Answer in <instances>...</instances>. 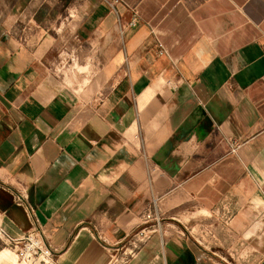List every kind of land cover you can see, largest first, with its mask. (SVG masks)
Returning a JSON list of instances; mask_svg holds the SVG:
<instances>
[{
    "label": "crops",
    "instance_id": "1",
    "mask_svg": "<svg viewBox=\"0 0 264 264\" xmlns=\"http://www.w3.org/2000/svg\"><path fill=\"white\" fill-rule=\"evenodd\" d=\"M29 1L0 0V167L23 194L0 197V228L39 230L60 264H113L159 199L264 264V0H78L60 38L92 61L79 89L48 73L54 36L5 31L28 40ZM186 244L167 264H201ZM146 247L133 259L156 264Z\"/></svg>",
    "mask_w": 264,
    "mask_h": 264
},
{
    "label": "rangeland",
    "instance_id": "2",
    "mask_svg": "<svg viewBox=\"0 0 264 264\" xmlns=\"http://www.w3.org/2000/svg\"><path fill=\"white\" fill-rule=\"evenodd\" d=\"M53 4L54 12L53 15H49L48 12L52 8ZM78 0H63L51 1V0H33L28 2V7L31 10L39 11L36 16L37 19L31 24V28L26 29V36L28 40L22 35H15L14 31H22L23 27L5 29L10 31L9 36L18 40L23 46L30 45V36H35L37 32L41 34L46 33L56 38L57 44L53 50L50 59L47 61L46 66L48 73H51L59 82L63 85L72 88H81L83 86H90L92 84L93 76L91 71L92 61H81L77 59L76 50L72 49L75 44H63L61 41V23L63 18L68 17L70 10L73 11L78 9ZM75 12V11H74ZM71 12V15L77 19V13ZM40 23L37 27L36 23ZM48 26L46 28L45 26ZM55 27V28H54ZM60 29V30H59ZM1 32V29H0ZM45 32V33H44ZM8 34V33H7ZM22 37V39H21ZM27 40V41H26ZM26 41V42H25ZM69 47V51L68 48ZM78 88V89H79ZM134 143L139 148L143 147L145 141L142 139V133L136 131L134 134ZM142 144V145H141ZM144 159L148 160L147 154L144 155ZM3 195L11 197L18 204H23L21 194L17 188L12 184L11 180L7 177L5 171L0 167V197ZM26 199H28L26 197ZM156 204L152 203L151 208L143 216L144 226L142 229L135 231L126 241L116 247L115 259L113 264H147L141 260L133 259L142 248L146 247L144 254H147L148 260H156L160 256V260H157L156 264H167L166 256L169 255L167 249V242L174 238H182L186 245L190 248L195 249L196 254L201 259V264H222V258L225 259L224 264H246L244 262L243 253H240L239 249H235L227 252L228 247L222 246V237L217 233L212 232L210 225L206 223H192L190 216H170L165 215L160 210V200L156 199ZM173 217L176 219L174 220ZM181 223V224H180ZM192 223V224H191ZM182 224L185 225V229L182 228ZM198 224V225H196ZM218 227V226H217ZM144 231V235L141 232ZM183 230V232H182ZM33 232V231H32ZM184 243V242H183ZM165 246V247H164ZM198 248H197V247ZM165 248V249H164ZM238 250V251H237ZM231 253V257L229 254ZM241 255V256H240ZM0 264H23L15 255L14 251L6 242V239L0 235Z\"/></svg>",
    "mask_w": 264,
    "mask_h": 264
},
{
    "label": "built area",
    "instance_id": "3",
    "mask_svg": "<svg viewBox=\"0 0 264 264\" xmlns=\"http://www.w3.org/2000/svg\"><path fill=\"white\" fill-rule=\"evenodd\" d=\"M117 2L118 0H115V3ZM154 204H156V201ZM31 211L33 212L32 209ZM144 231L141 232L142 236ZM0 235L6 239L16 257L23 264H60L55 252L45 243L43 234L39 230H34L22 238L14 239L0 228Z\"/></svg>",
    "mask_w": 264,
    "mask_h": 264
}]
</instances>
